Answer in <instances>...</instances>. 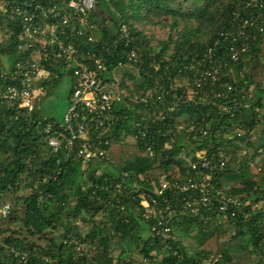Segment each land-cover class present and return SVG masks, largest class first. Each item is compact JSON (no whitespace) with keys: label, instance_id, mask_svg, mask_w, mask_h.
<instances>
[{"label":"trees","instance_id":"obj_1","mask_svg":"<svg viewBox=\"0 0 264 264\" xmlns=\"http://www.w3.org/2000/svg\"><path fill=\"white\" fill-rule=\"evenodd\" d=\"M18 1L0 0L6 5V10L0 8V32L12 30L0 40V69L4 63L13 65L24 54L32 53L27 49L23 54L17 48L20 24L9 16L8 9ZM164 17L169 19L164 23L168 34L154 49L145 28ZM89 19L97 31L92 33L87 27L85 32L92 34L93 41L80 44V48L83 54L90 51L108 59L102 77L124 60L126 52L139 51L140 60L134 68L121 74L120 88L129 97L148 91L160 93L170 89V82L191 78V70L184 66L212 48L220 74L204 92L214 103L179 105L171 112V126L205 117L217 134L198 148L221 145L228 156L226 166L213 179L216 187L251 204L264 199V0H98L97 15L93 13ZM244 19L254 21L243 28L244 35L233 38L224 34L234 31ZM121 23L133 36L127 45L118 39ZM241 43L247 45L244 52L239 50ZM232 46L238 52L235 61L231 60ZM58 64L62 66L60 61L48 66L59 72L55 68ZM182 89L175 86L171 93ZM167 98L171 100V95ZM127 103L117 102L114 110L118 115L112 130V142L119 149L114 155L116 169L129 175H152L158 186V176L174 169L169 162L175 161L183 173L189 171L177 158L179 147L175 143L166 150L158 147L156 155L150 157L142 152L139 142L124 141L121 130L136 132L133 123H144L150 111L148 105L130 98ZM223 104L226 110L221 108ZM46 122L61 124L43 118L36 104L31 111H17L0 103V205L5 203V196L11 201L8 216H0V264H264V204L254 210L244 206L225 220L216 207H201L197 214L188 212L173 219V250L177 251L173 254L152 234L153 222L142 217L138 199L131 198L133 193L123 196V187L125 190L132 179H125L122 189L116 188L117 182L122 183L116 174L108 171L96 177L91 168L82 169L79 161L51 153L42 130ZM257 126L261 131L253 138ZM237 131L242 134L238 136ZM156 137L162 143V135ZM161 154L168 155L165 165L160 163ZM138 181L143 187H151ZM22 189L27 192L20 193ZM93 189L100 200L92 195ZM119 204L125 208L121 210ZM84 224H90L85 232ZM188 235L196 241L192 251L181 241ZM112 242L125 244L114 261ZM133 246L142 256L139 262L129 254Z\"/></svg>","mask_w":264,"mask_h":264},{"label":"built area","instance_id":"obj_2","mask_svg":"<svg viewBox=\"0 0 264 264\" xmlns=\"http://www.w3.org/2000/svg\"><path fill=\"white\" fill-rule=\"evenodd\" d=\"M97 6L98 0H20L10 4L9 16L17 18L20 24L17 48L23 54L27 49H31L32 53L30 56L24 54L13 65L4 63V68L0 69V77L4 80L0 82V103H7L17 111H31L38 99L47 95L46 83L52 85L54 80L67 76L71 87L64 120L58 126L46 122L42 128L47 135L48 149L55 155L62 154L65 158L79 161L82 169L91 168L96 177L108 171L112 175L116 174L117 178L122 179V183L115 184L116 188L122 189L125 179H132L125 190L123 187V196L128 197L133 193L131 198L138 199L142 217L153 222L150 227L152 234L162 243L163 249L176 254L177 251L173 250V219L188 212L197 214L201 207H216L225 220L227 215L233 217L244 206L254 210L264 204V199L251 204L250 200L230 196L216 187L213 179L226 166L228 156L221 145L212 143L210 147L198 148L197 145L217 134V131L210 129L205 117L171 126V112L179 105L214 103L204 92L205 86L213 84L220 74L219 65L212 59V48L209 47L201 59L184 66L192 74L191 78L184 76L182 84L175 82L172 85L170 82V89H162L160 93L148 91L145 95L134 93L129 97L120 88L122 72L117 74V70L122 67L134 68V63L140 60L137 49L126 52L124 60L119 61L105 77H102V71L106 69L108 59L95 52H81L80 44L93 41L92 34H86L85 29L89 27L94 33L95 25L90 23L89 18L93 13L97 15ZM0 8L4 11L6 5L1 3ZM253 23L252 20L244 19L234 31L224 34H230L233 38L244 35L243 28ZM118 31V39L124 40L126 45L133 40L126 24L121 23ZM11 32L7 28L5 37ZM0 40L4 39L0 37ZM239 50L246 51L247 45L241 43ZM237 53L232 46L231 60L237 59ZM52 61H60L62 66L58 64L55 68L62 75L50 69L48 64ZM154 67L157 68V64ZM175 86H183V89L179 93H171ZM167 94L171 95V100H168ZM128 98L134 103L148 105L150 111L143 118L144 123H133L137 127L136 132L127 134L124 129L121 130L124 141L139 142L142 152L150 157L155 156L160 148L170 149L175 143L179 147L177 158L184 161L189 171L183 173L175 161L169 162L174 169L158 176V186L151 180L155 179L152 175H129L126 171L116 169L114 155L119 149L112 142V130L118 115L114 110L117 102L129 105ZM221 108L226 110L228 107L223 104ZM158 134L162 135V143L158 142ZM236 134L239 136L242 132L237 131ZM159 157L162 165L169 160L167 154ZM103 179L108 177L104 176ZM138 179L150 183L151 187H143ZM92 195L101 199L95 189ZM119 208L124 209V204H119ZM10 209V203H2L0 216L7 217ZM144 262L148 263V260Z\"/></svg>","mask_w":264,"mask_h":264},{"label":"rangeland","instance_id":"obj_3","mask_svg":"<svg viewBox=\"0 0 264 264\" xmlns=\"http://www.w3.org/2000/svg\"><path fill=\"white\" fill-rule=\"evenodd\" d=\"M100 13V11H99ZM169 19L168 17L162 18V20L155 19V23L147 24L145 28L146 35L150 38V46L154 49L158 48L159 40H164L168 34V27L165 26L164 23H168ZM94 31H97V27H94ZM0 37L2 39L5 38V34L0 32ZM126 68H119L117 70V74H120L123 70ZM178 84L183 83V79L176 81ZM71 87V81L67 76H62L60 80H58L55 84L52 85H46V92L47 95L45 97H40L38 101L35 103L36 107L39 111V114L43 118H52L56 120L59 123H62L64 120V114L68 107V94ZM261 131V126H257L252 134V137L255 138L257 135H259ZM118 149V147L116 148ZM27 190L22 189L20 193H25ZM4 202L11 203L10 197L5 196L2 199ZM2 218L0 217V225L2 224ZM6 225V224H5ZM90 224H84L83 230L84 232L87 230ZM147 234V233H146ZM184 237L181 238L182 243L184 245H188L189 251H192L194 249V246L196 244V241L193 238L190 237ZM125 244H119V243H111V249H112V261H114V258L120 253L122 247ZM129 254L132 256V258L139 262L142 260L141 254L138 252V249L135 248V246L132 247V249L129 251Z\"/></svg>","mask_w":264,"mask_h":264}]
</instances>
